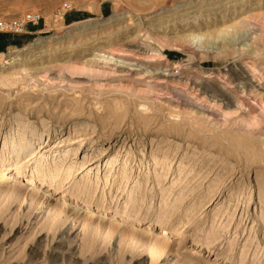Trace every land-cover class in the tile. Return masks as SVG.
<instances>
[{
    "label": "rangeland",
    "instance_id": "rangeland-1",
    "mask_svg": "<svg viewBox=\"0 0 264 264\" xmlns=\"http://www.w3.org/2000/svg\"><path fill=\"white\" fill-rule=\"evenodd\" d=\"M29 11L32 34L0 33V264H264V0H0ZM123 53L221 114L105 62ZM16 120L41 138L8 161Z\"/></svg>",
    "mask_w": 264,
    "mask_h": 264
},
{
    "label": "bare ground",
    "instance_id": "bare-ground-1",
    "mask_svg": "<svg viewBox=\"0 0 264 264\" xmlns=\"http://www.w3.org/2000/svg\"><path fill=\"white\" fill-rule=\"evenodd\" d=\"M120 55L121 56H116V55L108 56L105 58V62L106 63L110 62V64H112V65H114L120 69L126 70V72H131L132 74L134 73L135 75H141V74L147 75L150 77L151 80L153 79V81H152L153 85L155 84V85H157V87H158V85L159 86L165 85V86L170 87L172 90H175L174 93H176V94L181 93L183 95L182 97L185 99V102H187L186 103L187 108L190 109L191 112L193 111L192 113H194V114H203V115L211 116V117L212 116L214 117L215 115L221 114L220 108H212L208 104H203L204 102L202 103L196 94L193 95L189 91L190 89L186 88L187 86L185 88L180 87L179 86L180 78L175 76L172 73L170 67L166 65V62L164 60H163V64H157V62H156V64H153L152 58H151V60L145 59V58L141 57V55H136V54L125 55L123 53V56H122V54H120ZM158 60H160V58ZM247 69L248 68H243L241 70L242 76H240L241 77L240 79L242 81H244V83L249 84L250 83V79H249V75H248L249 69L248 70ZM182 85H184V84H182ZM262 110H263V108H262ZM18 122H19V120H16L15 124L13 123L14 125L11 126L13 128L5 133L6 139L11 134V130H13L15 133H17L18 137L13 136V138H11L9 141L4 140L2 142L1 148L6 149L8 161L11 159L12 155L18 156L21 154V152L25 151L26 149H30L31 148L30 143L33 141L34 138H35L34 140L41 138V133L39 131H34V130L30 131L29 132L30 135H28L27 134L28 133L27 128L26 127L22 128L23 126L19 125ZM71 127L75 128V127H77V125H73ZM8 133H9V135H8ZM25 138H26V140H24ZM78 173H79V171H78ZM87 210L90 211L89 213L92 214L91 210H89V209H87ZM116 223L118 225H121V223L119 221ZM143 233H148V231L146 229H144ZM158 236H159L158 237V243L156 244L155 248L159 252L161 250L162 251L165 250L167 248V246H169L170 235L168 234V232L165 229H160V235H158Z\"/></svg>",
    "mask_w": 264,
    "mask_h": 264
},
{
    "label": "built area",
    "instance_id": "built-area-1",
    "mask_svg": "<svg viewBox=\"0 0 264 264\" xmlns=\"http://www.w3.org/2000/svg\"><path fill=\"white\" fill-rule=\"evenodd\" d=\"M73 7L69 3H63L52 14L55 23L64 21L65 16L72 11ZM44 22L40 11H29L11 19L0 20V33L10 36L23 35L28 25H39Z\"/></svg>",
    "mask_w": 264,
    "mask_h": 264
},
{
    "label": "crops",
    "instance_id": "crops-1",
    "mask_svg": "<svg viewBox=\"0 0 264 264\" xmlns=\"http://www.w3.org/2000/svg\"><path fill=\"white\" fill-rule=\"evenodd\" d=\"M68 15V14H67ZM66 15V16H67ZM65 16V18H66ZM40 25V24H39ZM39 25H28L25 29V32L23 35H29V34H32V30H34V28L38 27ZM23 35H20V36H23Z\"/></svg>",
    "mask_w": 264,
    "mask_h": 264
}]
</instances>
